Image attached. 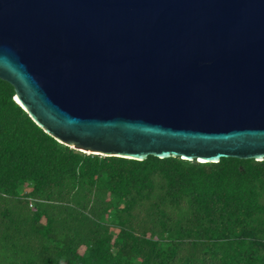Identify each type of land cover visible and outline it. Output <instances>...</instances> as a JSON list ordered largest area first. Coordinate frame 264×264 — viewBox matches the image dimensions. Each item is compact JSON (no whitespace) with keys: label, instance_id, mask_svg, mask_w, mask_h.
<instances>
[{"label":"water","instance_id":"water-1","mask_svg":"<svg viewBox=\"0 0 264 264\" xmlns=\"http://www.w3.org/2000/svg\"><path fill=\"white\" fill-rule=\"evenodd\" d=\"M0 79L85 153L264 159V0H0Z\"/></svg>","mask_w":264,"mask_h":264},{"label":"trees","instance_id":"trees-1","mask_svg":"<svg viewBox=\"0 0 264 264\" xmlns=\"http://www.w3.org/2000/svg\"><path fill=\"white\" fill-rule=\"evenodd\" d=\"M0 264H264V159L85 153L0 79Z\"/></svg>","mask_w":264,"mask_h":264}]
</instances>
